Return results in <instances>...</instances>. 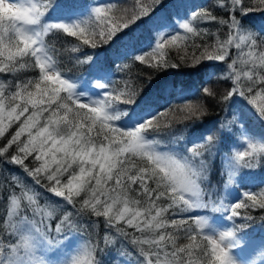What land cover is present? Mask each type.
Returning <instances> with one entry per match:
<instances>
[{
    "label": "snow or ice",
    "instance_id": "snow-or-ice-1",
    "mask_svg": "<svg viewBox=\"0 0 264 264\" xmlns=\"http://www.w3.org/2000/svg\"><path fill=\"white\" fill-rule=\"evenodd\" d=\"M132 2L127 8L120 0H0V165L18 169L0 179V264H248L239 258L248 225L237 219L251 221L249 210H264V178L257 191L226 201L211 176L217 157L227 174L224 189L241 169L264 165V0H213L178 22L183 34H169L167 17L149 21L157 38L134 59L178 68L166 47L180 48L182 62L189 47L199 49L187 75L201 86L175 91L227 113L179 133L171 120L160 122L171 106L120 108L134 103L133 93L113 88L92 54L72 57L93 65L88 87L59 66L64 51L95 48L153 11L145 0ZM256 12L259 20L250 17ZM209 23L216 32L199 26ZM61 36L80 43L63 49L54 43ZM192 37L205 42L188 45ZM121 40L126 47L137 42L131 33ZM19 70L35 75L22 78ZM180 110L181 119L208 111L204 103ZM247 180L256 185L258 178ZM207 212L219 213L220 223Z\"/></svg>",
    "mask_w": 264,
    "mask_h": 264
},
{
    "label": "trees",
    "instance_id": "trees-1",
    "mask_svg": "<svg viewBox=\"0 0 264 264\" xmlns=\"http://www.w3.org/2000/svg\"><path fill=\"white\" fill-rule=\"evenodd\" d=\"M83 4H91L94 0H80ZM99 2H106V0H99ZM153 7V11L149 15L142 17L137 20L134 24H131L128 29L123 32L117 33L111 40L105 42H99L97 47L91 48L88 46H83L81 53H72L69 51H64L62 56L59 57V66L66 72L72 79L77 80L82 86L88 87L90 81H93V65L92 64H77L72 57L77 55H83V53L92 54L94 60H97L103 67L109 70L112 87L113 88H125L127 86L128 90L133 93L134 103L132 104H120V108L133 109L138 105L140 106H152L156 110H160L166 107H170L172 111L167 117H161V125L166 121L171 120L173 124V129L178 133L185 128H190L192 126H202L207 125L209 121H216L218 119H223L217 105L211 100H205L203 97H197L191 93L184 95L182 98L175 91L177 88L191 87L192 89H198L201 85L198 83L196 77L189 76L187 73L192 72L194 69L189 66L190 56L193 51L199 54V49L188 48V56H185V60L182 62L180 57L184 55L183 51L176 46H168L165 51L167 52V57L171 62L177 63L180 66L178 68H167V69H156L149 67L147 63H140L134 59L135 55L145 54L151 49L148 47L149 42H154L157 38V31L154 30L149 21L155 16L167 17V23L170 25L168 31L169 34H183V30L178 27V22L187 18L188 14L192 11H197L201 9H210L213 4V0H160V3L151 5V0H145ZM121 7L131 8L133 6L132 0H120ZM251 6V5H250ZM214 14L221 15L219 12H214ZM131 15V12H129ZM262 14L259 12L251 13L250 17H254L259 20ZM139 30L137 31V27ZM200 27L209 28L211 31L216 32L218 25L214 23L209 24H199ZM125 33H131L136 37L137 42L134 46H125L126 41H122L121 37ZM190 35V34H189ZM218 35L221 38L224 37L225 31L221 30ZM211 38H209L210 41ZM193 42L203 44L205 41L201 40L200 37H192L187 41L188 45ZM58 47L63 49L70 48L73 44H79L80 42L74 37L61 36L54 41ZM127 65V67H125ZM4 74H0L2 76ZM19 77H30L35 75V73L26 70H19L16 73ZM173 86V91L170 93H164L161 88L164 85ZM226 87L225 84L221 83L217 85V90L223 91ZM99 91V90H96ZM185 103L198 104L204 103L208 109L207 113L200 115L198 118L193 116L191 119H181L186 115L180 109ZM14 130V129H12ZM163 131H169L168 129H163ZM11 131V130H10ZM256 131H259L257 127ZM187 135V133H184ZM4 143L3 139H0V145ZM8 169L13 172L18 171L16 166L10 164L0 165V179L8 175ZM223 172V162L220 157H217L213 161V170L211 176V183L214 190H216L220 197L228 201V194H232L234 199L239 193L243 191L251 190L253 192L258 190L259 178H264V165L258 166L255 169H241L238 175V179L235 183L231 185L228 189H224L223 183L227 180V174ZM252 174L257 176V184L252 185L248 183L247 175ZM243 178V179H242ZM243 211V210H242ZM253 216L251 221H240L237 219V223H245L248 226L244 229V232L248 233L246 240L249 241H259V244L264 246V222H262L261 217L264 216V210L256 209L249 210ZM208 216L217 220L220 216L219 213L207 212ZM87 219V217H85ZM95 219V218H93ZM224 226H230V222L223 221ZM101 235L103 234V227L101 225L100 229ZM131 248V246H128Z\"/></svg>",
    "mask_w": 264,
    "mask_h": 264
},
{
    "label": "rangeland",
    "instance_id": "rangeland-1",
    "mask_svg": "<svg viewBox=\"0 0 264 264\" xmlns=\"http://www.w3.org/2000/svg\"><path fill=\"white\" fill-rule=\"evenodd\" d=\"M237 179L238 175L235 180ZM228 195V201L234 200L232 194L229 193ZM246 241L248 242V246L243 253L239 254V258L247 261L248 264H253V262H255V264H264V246L259 244V241Z\"/></svg>",
    "mask_w": 264,
    "mask_h": 264
}]
</instances>
